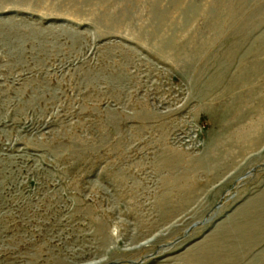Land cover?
<instances>
[{
  "label": "rangeland",
  "instance_id": "374dc122",
  "mask_svg": "<svg viewBox=\"0 0 264 264\" xmlns=\"http://www.w3.org/2000/svg\"><path fill=\"white\" fill-rule=\"evenodd\" d=\"M0 264H264V0H0Z\"/></svg>",
  "mask_w": 264,
  "mask_h": 264
}]
</instances>
